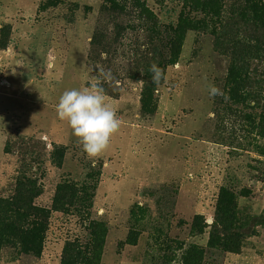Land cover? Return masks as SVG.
Wrapping results in <instances>:
<instances>
[{"label": "rangeland", "instance_id": "374dc122", "mask_svg": "<svg viewBox=\"0 0 264 264\" xmlns=\"http://www.w3.org/2000/svg\"><path fill=\"white\" fill-rule=\"evenodd\" d=\"M97 68L122 124L89 159L56 105ZM2 216L43 241L7 238L0 264H62L68 243L69 264L99 246V264H181L190 247L264 264V0H0Z\"/></svg>", "mask_w": 264, "mask_h": 264}, {"label": "clouds", "instance_id": "9594fccd", "mask_svg": "<svg viewBox=\"0 0 264 264\" xmlns=\"http://www.w3.org/2000/svg\"><path fill=\"white\" fill-rule=\"evenodd\" d=\"M98 75L89 78L88 86L63 91L56 105L61 121H66L77 143L89 159L99 158L110 145L111 138L121 127L122 119L106 100L103 81L111 79L110 72L97 68ZM149 72L152 83L166 79L165 70L152 63ZM209 95H222L215 85H209Z\"/></svg>", "mask_w": 264, "mask_h": 264}, {"label": "trees", "instance_id": "16d2710c", "mask_svg": "<svg viewBox=\"0 0 264 264\" xmlns=\"http://www.w3.org/2000/svg\"><path fill=\"white\" fill-rule=\"evenodd\" d=\"M135 3H138V0H134ZM146 21H147V29L148 37L150 40L154 39V37H157L158 39L160 36L163 38L164 32L167 31V28L165 26H162L159 24L158 20L155 17H151L150 14L146 16ZM223 196V195H222ZM221 196V198H222ZM222 203L220 202L219 208H221ZM196 218H200V216H197ZM3 219H7L4 216L2 218L0 217V249L2 245L6 243L7 238H13V239H18L21 238L22 236L25 235H30L31 238H33V244H34V249H35V254L39 255L40 253L38 252V248L40 245L38 242L43 241V233H39V230H36V226L34 223L31 225H28V229H23V228H17L16 226H13L12 223L9 225H3ZM10 221V220H8ZM194 231L202 232L199 228L194 225L193 228ZM103 234L99 237V243H102L103 239ZM212 246L213 244L210 243ZM101 249V246L98 247V250ZM97 250V249H96ZM94 253V257L91 260H88L85 264H99L100 262V251ZM80 254V251L78 250V247L74 245V243H68L66 244V247L63 251V256H62V264H69L70 258L75 259L77 256ZM203 260V252L202 250H199L195 247H190L184 254L182 263L181 264H202Z\"/></svg>", "mask_w": 264, "mask_h": 264}]
</instances>
